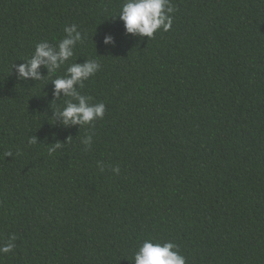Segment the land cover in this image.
I'll return each instance as SVG.
<instances>
[{"label": "trees", "instance_id": "16d2710c", "mask_svg": "<svg viewBox=\"0 0 264 264\" xmlns=\"http://www.w3.org/2000/svg\"><path fill=\"white\" fill-rule=\"evenodd\" d=\"M123 2L0 0V264H133L146 239L186 264H264V0H171L150 39L125 35ZM73 24L74 56L18 80ZM86 59L101 67L78 90L106 111L64 127L51 81Z\"/></svg>", "mask_w": 264, "mask_h": 264}, {"label": "clouds", "instance_id": "9594fccd", "mask_svg": "<svg viewBox=\"0 0 264 264\" xmlns=\"http://www.w3.org/2000/svg\"><path fill=\"white\" fill-rule=\"evenodd\" d=\"M175 8L171 0H124L118 17L123 22L125 35L133 37L153 38L157 31L167 32L172 28ZM116 16V15H114ZM65 36L55 45L47 40L36 44L34 53L30 59L22 64H14L17 79L27 81L41 80V68L47 70V75L56 72L70 58L74 56V50L83 36L78 30L77 25L66 26ZM102 43L106 46H115V37L105 34ZM77 61V60H76ZM100 63L95 59H86L82 63H72L66 68L65 74L52 80L53 101L63 97L71 99L64 102L62 108L53 110L55 123L64 127L75 125H91L98 119H103L106 106L104 103H92V98L81 94L78 90L83 88L84 81L94 76L100 70ZM29 144L38 143L35 135L30 136ZM86 148H90L93 143L92 135L82 139ZM59 147V143H54ZM6 156H11L8 152ZM98 167L103 171L104 166L98 162ZM115 173H119V167L113 168ZM16 240L15 235L9 237V242L0 246V254L11 252ZM133 264H186V258L179 252L178 245L171 241L155 242L151 239L144 240L134 253Z\"/></svg>", "mask_w": 264, "mask_h": 264}]
</instances>
